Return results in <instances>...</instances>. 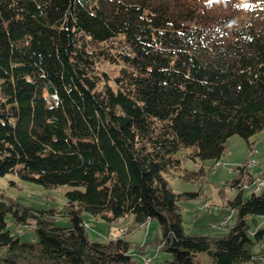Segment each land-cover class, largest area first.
Here are the masks:
<instances>
[{
    "label": "trees",
    "instance_id": "1",
    "mask_svg": "<svg viewBox=\"0 0 264 264\" xmlns=\"http://www.w3.org/2000/svg\"><path fill=\"white\" fill-rule=\"evenodd\" d=\"M118 64L110 77L100 61ZM264 130V0H0V176L69 184L70 225L0 188V259L6 264H132L124 235L91 239L84 212L112 225L157 219L164 264H257L249 221L264 190L230 207L223 236L191 234L166 177L177 156L219 161L233 134ZM204 173L186 169V179ZM35 220L37 240L7 229ZM48 213V212H47ZM130 228H128L129 230Z\"/></svg>",
    "mask_w": 264,
    "mask_h": 264
},
{
    "label": "rangeland",
    "instance_id": "2",
    "mask_svg": "<svg viewBox=\"0 0 264 264\" xmlns=\"http://www.w3.org/2000/svg\"><path fill=\"white\" fill-rule=\"evenodd\" d=\"M99 64L110 77L115 76L120 67L118 64L103 60ZM189 152L190 148L182 147L177 153L182 159L181 168L166 174L175 192L199 193L180 202L186 231L191 234L226 235L237 219V211L230 207L229 201L240 191L238 186L233 185L234 179L242 177L243 174L238 167L247 165L241 182L243 198H248L253 192L264 190V130L251 135L248 140L239 134L231 135L225 142V150L219 161L213 159L195 161L189 157ZM201 168L204 173L198 178L186 179L182 176L186 169L199 172ZM0 188L23 205L47 211L48 213L41 215L45 222L58 226L70 225L66 212L68 204L66 191L72 188L71 185L44 187L36 182L22 180L15 173H7L0 176ZM83 217L91 239L104 241L111 235L110 222L88 212H84ZM6 220L7 229L14 236L21 240H37L34 219H29L28 224H17L13 215L9 213ZM117 226L122 229L120 236L124 235L130 242L132 264H143L144 257H150L152 264H164L165 260L172 258V253L160 249L156 240L161 236V227L157 219L135 224L133 216L130 215L122 218ZM260 229H264L263 214L255 215L254 219L249 221V234L253 238ZM254 249L256 252H264V236L256 243ZM2 255L4 252L0 251V256ZM196 260L201 264H210L206 252L198 253ZM0 264L6 263L0 259Z\"/></svg>",
    "mask_w": 264,
    "mask_h": 264
},
{
    "label": "built area",
    "instance_id": "3",
    "mask_svg": "<svg viewBox=\"0 0 264 264\" xmlns=\"http://www.w3.org/2000/svg\"><path fill=\"white\" fill-rule=\"evenodd\" d=\"M122 232V229L116 228L111 231L112 237L120 236V233ZM143 264H152V259L150 257H144Z\"/></svg>",
    "mask_w": 264,
    "mask_h": 264
},
{
    "label": "crops",
    "instance_id": "4",
    "mask_svg": "<svg viewBox=\"0 0 264 264\" xmlns=\"http://www.w3.org/2000/svg\"><path fill=\"white\" fill-rule=\"evenodd\" d=\"M250 176H252V175H250ZM118 224V223H117ZM117 224H115V225H112V229H111V231L113 230V229H115V228H119L118 226H117ZM121 229V228H120Z\"/></svg>",
    "mask_w": 264,
    "mask_h": 264
},
{
    "label": "bare ground",
    "instance_id": "5",
    "mask_svg": "<svg viewBox=\"0 0 264 264\" xmlns=\"http://www.w3.org/2000/svg\"><path fill=\"white\" fill-rule=\"evenodd\" d=\"M257 264H264V260H263V261H261L260 263H257Z\"/></svg>",
    "mask_w": 264,
    "mask_h": 264
}]
</instances>
